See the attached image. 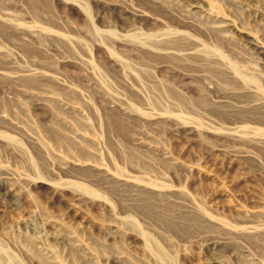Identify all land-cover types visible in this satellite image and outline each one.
Wrapping results in <instances>:
<instances>
[{"label": "rangeland", "instance_id": "1", "mask_svg": "<svg viewBox=\"0 0 264 264\" xmlns=\"http://www.w3.org/2000/svg\"><path fill=\"white\" fill-rule=\"evenodd\" d=\"M0 264H264V0H0Z\"/></svg>", "mask_w": 264, "mask_h": 264}]
</instances>
